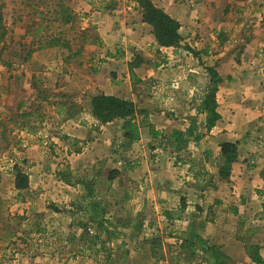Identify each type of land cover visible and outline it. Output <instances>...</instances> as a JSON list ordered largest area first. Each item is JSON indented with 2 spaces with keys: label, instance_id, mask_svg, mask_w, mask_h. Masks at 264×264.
Wrapping results in <instances>:
<instances>
[{
  "label": "rangeland",
  "instance_id": "rangeland-1",
  "mask_svg": "<svg viewBox=\"0 0 264 264\" xmlns=\"http://www.w3.org/2000/svg\"><path fill=\"white\" fill-rule=\"evenodd\" d=\"M153 1L156 6H174V18L184 25L185 35L195 33L192 39L182 40L179 48L168 51L176 61L178 52L194 42L207 51L225 50L233 55L247 45L264 75V0ZM68 9L74 16L71 24ZM153 38L151 28L141 22L134 0H0V264H102L98 257L73 251L67 241L69 234H81L79 224L87 226L90 220L80 181L93 184L98 199L108 203L109 221L102 240L112 249L124 244L133 264H138L145 252L140 250L143 241L151 239L163 246L159 264H175V245L184 241L195 246L197 257L191 263L177 264H214L206 252L214 246L209 237L212 231L186 230V225L161 216L160 208L156 213L153 206H143L139 193L144 183L140 180L129 183L119 175L103 183L116 159L79 161L70 168V152L76 153L78 148L81 152L82 146L68 142L58 131L66 117L62 105L79 106L82 113L77 120L88 124L89 98L99 93L125 100L146 93L150 108L153 103L159 105L153 100L159 88L151 85L146 71L170 53L156 49ZM135 58L143 60L133 69L144 79L140 81L144 84L136 83L138 87L131 86L127 78ZM137 116L139 120V112ZM257 121L264 123L262 118ZM146 127L150 136L155 134L151 126ZM33 142L57 168L45 173L41 183L29 171L33 162L26 149ZM163 143L159 138L155 148L160 149ZM120 161L122 168L136 167L133 160L126 162L124 157ZM14 167L30 177L31 191L14 190ZM68 170L69 185L60 178ZM115 220L128 225L115 228ZM242 232L235 234L254 240ZM241 243L244 249L246 243ZM260 251L264 254L263 247Z\"/></svg>",
  "mask_w": 264,
  "mask_h": 264
},
{
  "label": "crops",
  "instance_id": "crops-1",
  "mask_svg": "<svg viewBox=\"0 0 264 264\" xmlns=\"http://www.w3.org/2000/svg\"><path fill=\"white\" fill-rule=\"evenodd\" d=\"M150 1L154 4L153 0ZM156 7L179 22L182 40L194 37V32L188 31L191 36L183 32L184 25L174 18V6L158 3ZM112 21L114 23L115 20ZM152 41L156 47L154 38ZM188 47L198 53L197 57L181 49L178 52L179 62L172 52H168L170 49L156 47L159 51L170 53L146 71L151 85L159 88L158 93L153 95V100L159 105L153 103V108H150L148 104L151 101L144 98L146 93L127 97L136 108L133 122L137 127L138 140L129 142L124 139L122 121L102 125L90 118L85 124L75 117L62 123L58 131L68 138V142L82 146L80 153L70 152V168L79 161H96L105 157L116 159V163H111L112 170L118 171L129 183L138 180L144 183L142 193H139L143 206H153L156 213L160 208L162 216L165 211L176 212L175 208L183 199L185 209L180 214V220L174 222L186 225V230H193L194 227L196 231L202 228L209 233L212 231L209 236L212 244L220 246L230 262L252 264L243 244L236 240L235 233L242 230L241 235H252L254 240L250 243L264 248V123L257 121L264 119V75L260 66H256L251 46L242 45L234 55L232 52L225 53V50L207 51L195 42L194 46ZM207 67H213L220 78L215 95L220 120L208 132L204 129V116L196 112L201 92L209 81L205 74ZM131 71L127 77L129 84L134 87L144 84L140 82L144 79L135 70ZM138 112L140 121L136 119ZM190 125L196 134L203 137L196 144L190 143L185 152L176 154L170 134L175 130L183 132ZM146 126H151L156 136H150ZM159 138L164 142L160 149L155 148ZM223 143L236 144L238 153L227 181L218 178L216 168ZM27 146L28 159L33 162L29 171H33L37 175L36 182L41 183L45 173H54L57 168L46 158L37 142ZM155 151L159 152L156 156ZM124 157L126 162L135 161L136 167L129 170L120 167L118 164ZM191 160H198L203 176L195 178L192 175ZM28 181V190L31 191L30 177ZM217 204L221 207L217 208ZM237 223L239 226L236 228L239 229L236 230L234 226ZM261 257L264 264L263 252ZM209 261L213 263L212 259Z\"/></svg>",
  "mask_w": 264,
  "mask_h": 264
},
{
  "label": "trees",
  "instance_id": "trees-1",
  "mask_svg": "<svg viewBox=\"0 0 264 264\" xmlns=\"http://www.w3.org/2000/svg\"><path fill=\"white\" fill-rule=\"evenodd\" d=\"M134 2L140 12L141 22L151 28V34L154 37L156 46L161 49L179 48L182 41V38L179 35V22L167 15L162 9L156 7L150 0H134ZM73 18L74 16L72 12L68 9V24H71ZM97 40L99 39L96 38L95 42H97ZM185 50L194 57H197L198 55V53L190 48H185ZM142 63L143 60L141 58H135L129 65L130 70L139 68ZM205 71L209 81L206 89H203L201 96L199 97L196 112L198 115L204 116V129L208 132L220 120V115L216 111L217 104L215 99L220 78L213 67H207ZM62 110L66 114V117L62 122L74 120L75 117L80 116L82 113L81 108L75 104H70L67 108L65 105H62ZM88 114L93 120L102 125L114 121H122L124 130L123 136L126 141L134 142L139 138L137 127L133 122L136 115V108L131 101L99 93L89 98ZM27 132L29 134H35L31 129H27ZM152 136L154 137L156 134H152ZM202 137L203 135L195 133V129L191 125L183 132L175 130L170 134V138L175 143L176 154L185 152L190 143L196 144ZM79 152L80 149L78 148L76 153ZM237 157L238 153L236 144L223 143L220 145V152L216 159V168L218 178L221 181H227L229 179L231 166L236 162ZM177 160L179 161V159ZM189 164L190 167L194 169L192 175L195 178L204 175L203 169L198 160H191ZM69 174V170L68 174H60L62 181L68 185L70 182L66 180V176H69ZM119 175L120 173L118 171L110 170L108 171L106 178H104L103 183L105 182L108 184L118 178ZM28 183L27 174L14 167V190L17 192L27 191ZM77 183L82 185L86 193L85 199L88 200L86 209L89 212L88 218L90 220L88 221V225H90V227H87L88 225L85 226L79 224L82 229L81 234L78 236L75 234H69L67 239L68 244L73 247V251H76L79 254L87 253L89 256L102 259V261L100 260L102 264H133L134 260L131 259L124 244H120L115 249H112L111 247L106 246L101 238L102 234H106L107 231L105 224L109 221L106 211V205L108 203L98 199L97 193H95V186L90 184V182L80 181ZM184 209L185 201L181 199L177 212L172 213L165 211L162 213V216L167 221L180 220V214ZM115 225V228H125L128 224H123L121 221L115 220ZM236 240L243 241L244 244L246 243L244 251L252 264H263L260 246L257 244H251L247 241L248 239L246 240L242 238L239 234L236 235ZM175 248L178 250L176 256L172 257L176 262L175 264L181 261L191 263V261L197 257L195 246L192 243L184 241L175 245ZM140 250H145V252L142 253L138 264H159L163 260V256H161L163 253V246L157 239L143 241ZM206 252L209 253L214 264H227L230 261L220 251V248L215 245L207 247Z\"/></svg>",
  "mask_w": 264,
  "mask_h": 264
},
{
  "label": "built area",
  "instance_id": "built-area-1",
  "mask_svg": "<svg viewBox=\"0 0 264 264\" xmlns=\"http://www.w3.org/2000/svg\"><path fill=\"white\" fill-rule=\"evenodd\" d=\"M118 165H119L120 167H122V166H123L121 162H120Z\"/></svg>",
  "mask_w": 264,
  "mask_h": 264
}]
</instances>
